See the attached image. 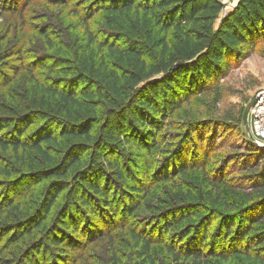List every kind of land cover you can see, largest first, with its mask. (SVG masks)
<instances>
[{
  "label": "rangeland",
  "instance_id": "374dc122",
  "mask_svg": "<svg viewBox=\"0 0 264 264\" xmlns=\"http://www.w3.org/2000/svg\"><path fill=\"white\" fill-rule=\"evenodd\" d=\"M107 1L0 0V133L12 131L2 128L11 123L9 129L18 125L26 136L40 128L53 129L57 136L43 143L46 157L32 147L0 146V223L31 212L33 216L46 190L57 185V178L47 177L46 172L55 163H67L72 155L77 161L64 183L73 185L77 172L92 171V165L103 167L100 182L103 186L109 182V196L116 207L114 216L105 210L97 218L84 210L74 215L79 227L75 235L56 232L59 238L65 235L68 249L47 241L43 246L46 229L56 224L60 205L66 193H71L67 186L40 226L32 221L25 227L15 223L0 230V261H14L24 248L38 243L40 250L34 256L39 264H140L135 233L149 238L155 264H264V240H254L264 225L239 241H229L231 235L224 244L220 235L225 214L250 204L251 218L264 212V203L253 202L264 192V146L250 141L244 124L252 97L264 87V35L252 47L232 50L228 67L219 66L209 79L196 70L197 74L179 70L182 75L178 76L188 83L175 92L178 103L170 108L164 96L158 100L151 96L163 114L155 121L158 130H143L132 118L131 111L137 109L135 87L150 95L148 89L158 86L163 95L161 81L174 77L173 72L162 70L143 77L136 86L131 83L138 78V68L111 55L104 43L124 47L146 37L134 27L133 14H126L128 22H124L98 7ZM221 1L227 11L238 2ZM91 33L96 42H91ZM167 40L168 55H172L176 33L172 31ZM101 58L131 78L121 79L122 99H115L117 107L99 92L81 98L85 103L80 105H66L48 91L49 86L68 88L76 81L73 71L89 63L95 70L88 71L92 79L87 84L106 93L95 74ZM145 59L146 71L160 60L158 53H147ZM85 120L97 123L90 138L63 135L64 125ZM109 124H114L123 141L103 139ZM100 154L116 160L124 177L101 163ZM131 181L140 185L139 193L129 192ZM14 228L22 230L19 240ZM199 244L203 254L195 251Z\"/></svg>",
  "mask_w": 264,
  "mask_h": 264
},
{
  "label": "trees",
  "instance_id": "16d2710c",
  "mask_svg": "<svg viewBox=\"0 0 264 264\" xmlns=\"http://www.w3.org/2000/svg\"><path fill=\"white\" fill-rule=\"evenodd\" d=\"M99 6L104 8L107 13L120 17L124 22H128L126 14H133L134 27L137 25L141 31L139 35L143 34L146 37L145 40V38L142 39V36H140L124 47L118 46L113 42L104 43L111 55H114L119 60L131 61L132 66L138 68V78L133 79L132 82L130 77L120 74L116 67H110L108 59L101 58L95 74L101 78L99 81L106 88V93L111 95L110 98L109 94L92 89L87 84L92 79L88 71L95 70L90 67L89 63L84 64L83 69L79 67L77 71H73L71 76L76 81L69 83L67 85L68 88L49 86L47 87L48 91L52 95L60 97L61 101L66 105H80L85 103L81 98H88L99 92L112 103L111 106L114 108L117 107L115 99H122L121 79L128 78L136 86L143 77H147L151 73L162 70L165 73L173 72L172 75L174 77L161 81V83L165 84L163 95L160 92L158 93V86H152L148 89L150 95H143L145 91L135 87L137 109L131 111L132 118L141 125L143 130L151 128V130H158L155 121L156 118L163 114L160 106L152 101L151 96L155 97L156 100L164 96L166 105L170 108L178 103L179 97H177L175 92H177L179 87L184 88L187 86L188 83L185 78L178 76L182 75L179 70L187 69V72L191 74L200 72L205 80L209 79L212 76V72L219 66L220 68L228 67L230 57L234 56V54L232 56L229 55L232 50L235 53L241 49V46L244 48L252 47L251 44L256 41L257 37L264 35V0H238L236 5L228 10L224 16L221 15L224 8V3L221 0H109L102 2ZM135 31L133 30L132 33ZM172 31L176 33L175 48L172 51L175 53L168 55L171 45H169L167 39ZM89 37L91 42H96V37H94L93 33ZM153 43L156 46L149 51L148 49L151 46L153 47ZM147 53L153 55L158 53L160 59L157 65L152 64L153 67H151L150 71H146L149 66L145 59ZM82 83H86L85 86L81 85ZM190 84L192 85L193 81ZM144 111L149 112L150 115L146 112L144 113ZM96 124V122L87 120L76 123L71 122L70 125L63 126L62 133L63 135H80L90 138L92 135L91 131L96 128ZM11 125V123L2 125V128L6 127L8 130H12L8 134L0 133V146L2 148L6 149L8 146H12L14 150H18L19 147H32L45 157L48 155V149L43 143L55 140L57 136L53 129L44 130V128H40L32 135L26 136L23 128L18 125L14 127L13 125V128L9 129ZM109 125L110 129L102 134L104 136L103 139H107L110 142L123 141V138L117 133L118 129L115 128L114 124ZM11 132L14 135H11ZM147 136L148 139H153L150 135L147 134ZM100 158L101 163H107L112 170L124 177L122 168L116 160L107 159L102 154H100ZM51 160L53 161L54 159ZM76 161V156L72 155L67 163H55L46 172L47 177L55 176L57 178L54 182L57 185L53 184L55 186H51L46 190V196L38 209H36L35 216H31L33 214L31 212L18 220L10 221V223L4 221L0 223V230L8 224L15 223L23 224L21 226L25 227V224L32 221L35 226H40L49 215L52 205L65 194L67 186L70 187L71 193H66L64 201L60 205V214L56 224L46 229L47 238L45 236L42 237L43 246L46 245L45 241H47L54 247L68 249L66 241H64L65 235L59 238L56 232L61 230L62 232L66 231L75 235L79 227L75 224L73 216L82 213L81 210H84L86 215L92 218L101 216L104 210L106 213L109 211L113 216L116 215V207L109 196L111 188L109 182L106 186H103L100 182V176L105 171L103 167L92 165V171L90 168V170L77 172L73 185L64 183L70 177V168ZM140 189V185L133 182L130 184L129 192L136 194L140 192ZM257 201L264 203V192L260 193L258 199L253 202ZM250 206L251 204L243 206L236 213L223 216L220 235L224 244L231 235L229 241H239V238H244L251 229L264 225V212L257 219L251 218L248 214L250 212L248 207ZM233 227L237 228L234 234L230 233ZM14 229H16L15 238L19 240L23 236L22 230L19 228ZM202 233L205 240L207 238L206 228L203 229ZM256 234L260 235V237L254 240L258 243L262 242L264 240V230ZM132 235L140 249V264H155L150 252L151 242L149 238L141 234L132 233ZM202 243L203 240L200 241V244ZM35 244L37 245L32 248H24L23 251L17 254V257H14V261L8 258L5 261H0V264H39L34 254L36 255L39 252L40 247H38V243ZM200 244L195 251L197 252L199 249V253H202ZM71 248L75 249L76 246ZM239 250L242 251V249ZM190 255L200 257L199 254L191 253Z\"/></svg>",
  "mask_w": 264,
  "mask_h": 264
},
{
  "label": "built area",
  "instance_id": "2783aa9c",
  "mask_svg": "<svg viewBox=\"0 0 264 264\" xmlns=\"http://www.w3.org/2000/svg\"><path fill=\"white\" fill-rule=\"evenodd\" d=\"M227 9L223 8V14H226ZM249 132L246 134L251 142L256 145H264V87L255 94V99L249 108L248 114Z\"/></svg>",
  "mask_w": 264,
  "mask_h": 264
},
{
  "label": "water",
  "instance_id": "95a60500",
  "mask_svg": "<svg viewBox=\"0 0 264 264\" xmlns=\"http://www.w3.org/2000/svg\"><path fill=\"white\" fill-rule=\"evenodd\" d=\"M255 99V95L252 97L247 109H246V112L244 113V124L246 125V131L249 132V121H248V114H249V108L252 104V102L254 101ZM264 146V145H263Z\"/></svg>",
  "mask_w": 264,
  "mask_h": 264
}]
</instances>
